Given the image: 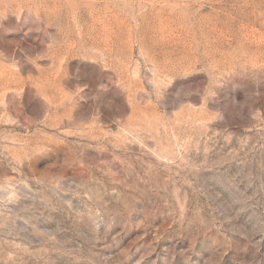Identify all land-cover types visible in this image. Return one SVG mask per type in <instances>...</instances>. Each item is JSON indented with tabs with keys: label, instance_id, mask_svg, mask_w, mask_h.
Instances as JSON below:
<instances>
[{
	"label": "rangeland",
	"instance_id": "rangeland-1",
	"mask_svg": "<svg viewBox=\"0 0 264 264\" xmlns=\"http://www.w3.org/2000/svg\"><path fill=\"white\" fill-rule=\"evenodd\" d=\"M0 264H264V0H0Z\"/></svg>",
	"mask_w": 264,
	"mask_h": 264
}]
</instances>
